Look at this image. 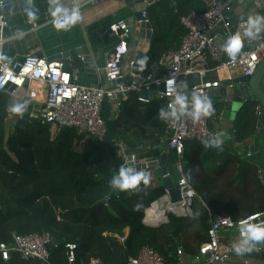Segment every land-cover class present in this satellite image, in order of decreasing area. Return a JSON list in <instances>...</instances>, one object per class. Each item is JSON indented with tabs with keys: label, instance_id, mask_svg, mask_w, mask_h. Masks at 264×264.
Listing matches in <instances>:
<instances>
[{
	"label": "trees",
	"instance_id": "trees-1",
	"mask_svg": "<svg viewBox=\"0 0 264 264\" xmlns=\"http://www.w3.org/2000/svg\"><path fill=\"white\" fill-rule=\"evenodd\" d=\"M23 1L25 17L32 10L38 9L39 15L48 12V0ZM205 10L201 0H158L149 6L151 46L148 53L136 58L134 70L146 74L159 64L163 53L178 50L188 33L182 18ZM9 14L5 13L10 21ZM260 14L264 15V10ZM243 48L253 47L245 44ZM145 55L149 59L141 70L137 61ZM228 59L225 53L224 60ZM9 98L0 92V243H12L15 235L49 232L59 241L50 248L53 264H68V243L78 246L76 264L94 260L128 264L146 245L155 248L166 264H179V249L196 256L208 240L210 216L227 214L239 221L264 210V183L254 163L223 144L215 148L187 141L184 172L199 196L194 200L193 214L188 218L170 214L169 223L148 226L144 222L146 211L166 186L150 180L148 185L141 182L138 189L120 191L107 183L124 163L118 143L133 150L148 146L159 153L166 135V121L159 118V109L165 107V101L153 98L142 103L133 93L114 116L112 104L106 100L102 115L108 131L99 140L84 139L71 128L54 132L38 118L32 100L22 118L16 115L13 131L8 134ZM215 106L219 111L220 104ZM258 107L255 100H249L237 112L236 142L255 135ZM0 264L45 263L25 260L12 252L7 261L0 257Z\"/></svg>",
	"mask_w": 264,
	"mask_h": 264
},
{
	"label": "built area",
	"instance_id": "built-area-1",
	"mask_svg": "<svg viewBox=\"0 0 264 264\" xmlns=\"http://www.w3.org/2000/svg\"><path fill=\"white\" fill-rule=\"evenodd\" d=\"M201 1L206 6L204 12H192L182 18V23L188 33L180 48L162 54L159 61V67L164 70L162 75L155 72L140 74L134 70L136 58L128 60L126 57L129 53V42L127 41L129 26L127 22L120 20L109 26L110 33L120 38V42L113 50L106 53V64L98 69L99 74L104 76L109 85H103L101 80L98 85L79 84L77 71L66 70L62 59L26 54L8 65L14 75L20 76L21 69L29 58L37 61L33 65L34 68H40L38 61L44 60L43 74L40 76L32 73L25 74L19 85L8 80L0 86V92L7 93L10 87H14L13 93H15L30 83L44 85L46 95L43 104L38 109V118L41 122L56 130L74 129L84 139L99 140H102L108 131L107 123L102 115L106 100L112 105L116 103L120 108L121 104L133 93L138 95L142 103H149L150 96L153 95L154 98L165 101V108H167L173 99V96L167 92L166 82L169 79H173L177 90H183L186 95L187 91L192 93L197 90L206 92L212 98L211 92L224 87L225 82H230L229 86L232 87L240 78L254 75L264 58V38L262 33L259 39L246 43L253 48H242L235 61L224 60L226 52L220 48V41L226 32L235 31L239 24V20L234 19L232 11L233 4L240 0ZM73 3L76 4L75 1ZM5 6L6 0H0V52H4L5 46L11 40V37L7 35L10 24L5 15ZM143 16L149 21L147 11L143 13ZM33 26L36 27V24L34 23ZM121 47L125 49L123 52L119 51ZM79 58L85 60L82 55H79ZM211 62H216L217 65L212 66ZM3 63L0 61V77L6 75ZM220 70H226L228 78L215 80L209 77L212 72L219 73ZM65 73L69 77L67 81L63 79ZM110 73H115V75L112 76ZM193 77L195 81L190 82L189 79ZM165 121L166 135L161 141L162 151L164 153L171 150L176 155L175 172L178 177L175 188L179 190L181 198L174 201L171 196L172 190L166 187L163 195L146 211L144 220L148 226H161L169 223L170 214L183 218L192 216L194 200L199 199V196L184 172L185 146L187 141L203 143L204 137L212 133L209 116H202L198 120L185 116L180 120ZM117 146L124 162L123 165L130 166L133 163L136 168L141 162L147 163L152 160L139 158L136 151L141 147L133 150L123 143H118ZM149 149L147 147V150ZM128 150L134 151L131 160L128 159ZM251 156V153L247 152L246 157ZM148 169L150 168L142 171L147 173ZM162 178L169 179L170 174L165 173ZM107 185L112 187L109 182ZM257 213H261L258 220H264V210ZM227 218H230V224L224 223ZM237 223L238 221L233 220L227 214L210 216L208 240L201 244L195 256L196 260L200 261L210 255L209 258L214 263L230 261L236 253L232 250V242H225V234L235 231L238 237ZM52 241L53 237L49 232L15 235L12 243H0V257L7 261L11 253L15 252L25 260L37 259L43 263H49L51 261L49 245ZM77 248L75 243L66 245L68 264H76ZM182 255L183 251L179 249L178 256ZM91 264H99V262L94 260ZM128 264H166V262L155 248L146 245L136 257L129 259Z\"/></svg>",
	"mask_w": 264,
	"mask_h": 264
},
{
	"label": "crops",
	"instance_id": "crops-1",
	"mask_svg": "<svg viewBox=\"0 0 264 264\" xmlns=\"http://www.w3.org/2000/svg\"><path fill=\"white\" fill-rule=\"evenodd\" d=\"M9 1L12 7L5 11V13H10V21L8 20L10 29L7 31V35L11 37V40L5 46L4 53L7 54L11 61H15L26 54L59 58L63 60L66 70L71 72L77 71V82L79 84L98 85L101 80L103 85H109L104 76L99 74L98 69L105 66L107 60L106 53L113 50L120 42V38L110 33V24L124 20L129 26L135 14V8L130 6L126 0H60L61 3L69 7L74 5V1L81 6V21L67 31L56 30L51 24L48 12L45 15L37 14V19L29 22L28 17H25L27 7L24 1ZM156 1L158 0H154V3ZM50 3L51 0H48V6ZM261 10H264V0H240L233 4L232 15L235 20H239L241 15L247 18L248 14L260 13ZM34 23L36 27L33 26ZM21 32L24 33L22 36L20 35ZM151 40L152 37L150 40H147L146 38L143 39L140 34H135L132 44L129 43L127 59L137 58L140 54L148 53ZM79 55H82L85 60L80 59ZM149 72H155L160 75L164 74V70H161L159 64H155ZM209 77L215 80L218 78L219 80H223L228 78V75L226 70H220L219 73L212 72ZM18 91L20 93L25 91L26 98L34 102L35 108L38 111L44 102L46 87L41 84L30 83ZM15 94L16 92L9 94V105L12 102H22L24 100V97L22 99L15 97ZM212 100L214 104H220V107L219 111L215 109L211 114L212 117L210 116L211 121H209V124L211 132H226L227 137L223 138V145L235 150L242 158L254 163L258 168V175L264 183V136L254 135L244 142H236L234 138V120L238 111L235 108L236 105L231 109L226 108V98L221 95H213ZM113 115L115 116V112ZM8 116L12 119L6 122V129L9 134L13 131L16 115L9 112ZM162 145L159 148V153L154 152L155 149L147 150L148 146L145 145V147L139 148L136 152L141 158H146L150 151L153 154L155 153V156L147 158L150 160H159L162 154H166V172L170 174L169 180L176 184L178 177L175 172L176 155L171 150L163 153ZM247 152H250L252 156L246 157ZM149 170H147V173L150 174V180L152 183L159 185V179L163 180L164 178L158 174L156 169V173H150ZM162 183L164 184L163 181ZM148 212L150 213V210ZM144 222L148 225L145 220ZM236 238L237 233L235 231L225 234L226 243H233ZM121 240L124 242L125 238ZM179 264H264V261L245 254H234L228 262L214 263L210 258H202V260L197 261L195 255L183 252V255L179 257Z\"/></svg>",
	"mask_w": 264,
	"mask_h": 264
},
{
	"label": "clouds",
	"instance_id": "clouds-1",
	"mask_svg": "<svg viewBox=\"0 0 264 264\" xmlns=\"http://www.w3.org/2000/svg\"><path fill=\"white\" fill-rule=\"evenodd\" d=\"M37 10L28 11L29 22H33L37 19ZM48 13L51 18V24L56 30L67 31L74 25L78 24L81 19L80 5L74 4L69 7L61 3L60 0H51L48 8ZM264 33V15L261 14H248L247 18L243 15L239 18V24L235 31H228L225 33L223 39L220 41V48L225 51L228 57L235 61L241 49L246 43L251 40H256ZM24 33L21 32L22 36ZM125 49L121 47L120 52ZM255 59V57H253ZM148 56H143L137 63L142 70L146 66ZM0 61H3V68L6 73L5 76L0 77V86L11 80L15 84H21L25 74L32 73L40 76L43 74L42 66L44 60H39L38 64L40 68H34L33 65L37 63L34 58H29L26 65L21 69L20 76L14 75L13 71L8 67L12 62L11 59L4 52H0ZM114 76L115 73H110ZM63 79L67 81L68 75L65 73ZM167 92L173 96L171 102L167 105V108L161 107L159 109V118L161 120H180L181 117H189L193 120H198L202 116H209L215 111V104L212 98L203 91H192L188 96L183 90L178 91L174 86V80L169 79L167 82ZM186 87V85H185ZM67 94V93H65ZM31 99L23 102H12L8 106V111L23 117L24 113L28 110V104ZM227 137L226 132L209 133L204 137L203 143L205 145L220 148L223 144V138ZM150 181V174L142 170H137L134 166L122 165L118 171L114 172L109 184L114 190L120 191L138 189V185L143 182L144 185H148ZM139 207V205H137ZM261 213H254L253 215L241 219L237 223L238 237L232 243V250L237 255H242L245 252H251L254 248V243L257 241H264V220H258ZM257 221V222H253ZM224 223H231L230 218L224 220Z\"/></svg>",
	"mask_w": 264,
	"mask_h": 264
},
{
	"label": "water",
	"instance_id": "water-1",
	"mask_svg": "<svg viewBox=\"0 0 264 264\" xmlns=\"http://www.w3.org/2000/svg\"><path fill=\"white\" fill-rule=\"evenodd\" d=\"M130 6L135 8V14L132 17V20L129 24L128 37L127 41L132 44V39H134V35L140 34L143 39L150 40L153 35L152 24L150 21H147L143 13L147 11L149 6L154 3V0H126ZM12 7V4L9 0L6 1V6L4 7V11L9 10ZM67 55V54H66ZM230 82H225L224 87L220 89H215L211 92V95L215 96H224L226 98L225 106L226 108L231 109L234 105H243L245 102L249 100H255L258 107V124L255 132V136H264V58L259 63L254 75L252 77H243L240 78L235 85L232 87L229 86ZM115 85V83H114ZM14 87H10L7 91L8 94H13ZM188 96L191 95L190 91L186 92ZM151 99L154 98L153 95L150 96ZM113 113L118 110V105L115 103L112 105ZM134 154L133 150H128L127 155L128 159H132V155ZM167 156L166 154H162L159 160H151L146 162H141L136 166L138 170H145L147 168H155L158 174L162 177L165 173H167L166 168ZM133 166V163L130 164ZM164 185L172 190L171 196L174 201L179 200L180 192L175 188V184L169 179H163ZM115 196H111L110 199ZM254 248L251 252H245V255L253 256L256 259H261L264 261V241L253 242ZM59 245V241L57 239H53L49 248L53 246ZM210 255H207L205 258H209ZM45 264H53L52 261Z\"/></svg>",
	"mask_w": 264,
	"mask_h": 264
},
{
	"label": "rangeland",
	"instance_id": "rangeland-1",
	"mask_svg": "<svg viewBox=\"0 0 264 264\" xmlns=\"http://www.w3.org/2000/svg\"><path fill=\"white\" fill-rule=\"evenodd\" d=\"M15 97H19V98H21V99H22V97H24V99H25V98H26L25 91H23V93H20V91L16 92ZM241 107H242V105H241V106H238V105L235 106V108L238 109V111L240 110ZM238 111H237V112H238ZM237 112H236V113H237ZM210 116H211V115H209V120H210ZM211 117H212V116H211ZM11 120H12V119H10V117L8 116V120H7V121H11ZM210 121H211V120H210ZM209 125H210V124H209ZM53 131L56 132L57 130H55V128H53ZM56 133H57V132H56ZM158 150H159V148H158ZM158 150H157V151H158ZM149 153H150V152H149ZM149 156L152 157V156H154V155H153V153L151 152ZM149 171H150V173H152V172H153V173H156L155 168H150ZM162 181H163L162 179H161V180L159 179V183H160V184H163Z\"/></svg>",
	"mask_w": 264,
	"mask_h": 264
}]
</instances>
